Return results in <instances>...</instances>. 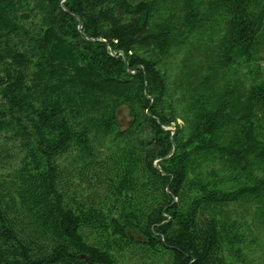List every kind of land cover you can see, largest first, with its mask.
Returning <instances> with one entry per match:
<instances>
[{"label":"trees","instance_id":"trees-1","mask_svg":"<svg viewBox=\"0 0 264 264\" xmlns=\"http://www.w3.org/2000/svg\"><path fill=\"white\" fill-rule=\"evenodd\" d=\"M7 161L0 264H246L264 0H0Z\"/></svg>","mask_w":264,"mask_h":264},{"label":"rangeland","instance_id":"rangeland-1","mask_svg":"<svg viewBox=\"0 0 264 264\" xmlns=\"http://www.w3.org/2000/svg\"><path fill=\"white\" fill-rule=\"evenodd\" d=\"M117 117L120 128H125L130 120L128 108L124 105L119 107ZM10 161L0 164L8 167ZM231 211L234 215H240L248 228L243 248L246 264H264V205L235 204Z\"/></svg>","mask_w":264,"mask_h":264}]
</instances>
